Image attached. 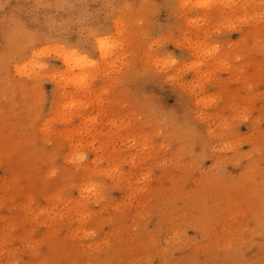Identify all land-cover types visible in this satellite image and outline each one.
<instances>
[{"label": "rangeland", "instance_id": "1", "mask_svg": "<svg viewBox=\"0 0 264 264\" xmlns=\"http://www.w3.org/2000/svg\"><path fill=\"white\" fill-rule=\"evenodd\" d=\"M0 264H264V0H0Z\"/></svg>", "mask_w": 264, "mask_h": 264}, {"label": "bare ground", "instance_id": "2", "mask_svg": "<svg viewBox=\"0 0 264 264\" xmlns=\"http://www.w3.org/2000/svg\"><path fill=\"white\" fill-rule=\"evenodd\" d=\"M186 1H188V0H186Z\"/></svg>", "mask_w": 264, "mask_h": 264}]
</instances>
